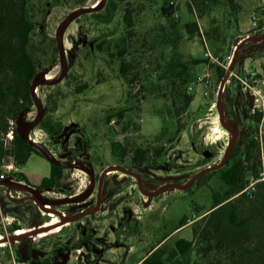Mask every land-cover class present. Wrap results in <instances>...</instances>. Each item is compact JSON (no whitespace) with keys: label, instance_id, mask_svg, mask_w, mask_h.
<instances>
[{"label":"rangeland","instance_id":"obj_1","mask_svg":"<svg viewBox=\"0 0 264 264\" xmlns=\"http://www.w3.org/2000/svg\"><path fill=\"white\" fill-rule=\"evenodd\" d=\"M95 1L29 2L35 23L30 50L37 60L36 78L62 68L60 80L37 86L43 109L40 119L50 118L63 126L50 134L39 120L30 136L57 159L81 162L95 176L94 187L84 199L48 203L52 210L70 215L95 205L100 175L114 164L138 174L143 190L182 183L216 164L232 135L221 123L217 105L220 83L231 62L222 90V111L237 136L227 160L232 161L233 152L242 154V134L248 133L259 140L260 170L264 39L244 43L233 56L240 40L264 34V0H105L96 11L68 18L63 73L58 26L73 11ZM127 6L132 8L133 35L125 45L121 38L126 33L123 13ZM162 6H171L172 13H162ZM192 22H197L198 32L187 31L186 24ZM118 43L126 46L122 57L117 55ZM122 58L131 63L128 75L134 79L130 83L119 71ZM82 84L87 87L76 92L75 87ZM49 96L57 99L54 110ZM38 112L33 101L22 112L25 124ZM107 114H111L108 122ZM0 138L10 137L1 132ZM206 149L213 153L205 155ZM69 168L56 186L40 189L44 198L70 196L68 192L87 187L89 172L83 167ZM0 169L9 178L25 182L19 178L20 170L30 184L37 185L39 176L49 175L50 163L32 152L20 166L12 158L3 159ZM250 173L245 175V185ZM143 190L135 174L110 171L103 177L97 210L64 222L59 216L54 224L53 216L43 212L37 200L27 198L29 192L13 188L12 196L26 198L17 201L0 185V264H142L152 248L164 246L167 255L180 237L192 240V247L167 264H252L257 257L254 249H264V219L259 213L264 208V176L251 192L232 196L225 195L219 168L202 174L187 188L171 186L155 195ZM232 205L237 206L238 218H248L244 226L228 221ZM12 222L24 233L9 239L16 235L9 229ZM247 235L257 238L248 244L252 251L241 256L238 248L247 243Z\"/></svg>","mask_w":264,"mask_h":264},{"label":"trees","instance_id":"obj_2","mask_svg":"<svg viewBox=\"0 0 264 264\" xmlns=\"http://www.w3.org/2000/svg\"><path fill=\"white\" fill-rule=\"evenodd\" d=\"M30 0H0V133H7L12 130V138H0V162L3 159L9 161L12 158L17 166L25 163L32 152L42 154L32 144L24 141L18 132L16 121L18 116L25 108L33 104V96L31 94V83L37 75V60L30 50L31 35L35 28V23L29 14ZM171 6H162L161 11L166 15H170ZM124 27L126 28L125 35H122L121 42L126 45L127 39L133 35V15L132 8L125 7L123 13ZM186 29L189 33L199 31L197 22L186 24ZM118 45H120L118 43ZM120 45L117 55L122 57L126 52V46ZM131 63L124 58L121 59L119 71L125 80L130 83L129 69ZM223 75V71L220 72ZM137 75V74H135ZM86 84L75 87L76 92H81L86 88ZM49 103L52 109H56L57 99L49 96ZM189 98H187V102ZM123 109L118 111V115L122 116ZM257 119L261 117L258 113ZM111 114H107L105 120L110 121ZM41 120V119H40ZM12 121V123H10ZM40 122V121H39ZM41 126L50 134L58 133L62 130L61 122H52L51 119L41 120ZM116 143L112 142V148L115 150ZM233 152L232 161L229 159L223 166L219 168V176L222 182L226 185L227 196H232L243 190L245 186V175L248 172L258 173L260 160V144L259 140L250 137L248 133L242 134V154L236 156ZM143 153L139 155L142 156ZM47 158V157H46ZM71 168L54 164L50 161V173L44 176L40 183L32 185L38 189L51 188L56 186L58 181L64 176L66 170ZM215 171V170H212ZM19 178L30 184L26 176L19 171ZM75 191H70L68 194H74ZM218 203L220 200L215 199ZM264 219V208L259 211ZM53 216L52 223L59 222V215L56 213H48ZM248 218L237 216V206L232 205L228 214V221L236 226H244ZM219 226V225H218ZM16 222H12L9 229L15 230V234L24 233ZM256 236H246L247 243H242L239 246V253L243 256L252 249L248 244L256 241ZM250 242V243H249ZM192 247V240L184 237L178 238L174 246L166 255L167 251L164 246H155L142 259V264H167L169 260L176 256L186 254ZM5 251L9 255V247L5 246ZM256 259L252 264H264V249L256 247L254 249ZM166 255V256H165Z\"/></svg>","mask_w":264,"mask_h":264},{"label":"water","instance_id":"obj_3","mask_svg":"<svg viewBox=\"0 0 264 264\" xmlns=\"http://www.w3.org/2000/svg\"><path fill=\"white\" fill-rule=\"evenodd\" d=\"M104 3H105V0H101L100 4L98 6H93V5L83 6L80 9H77V10L73 11L71 14H69V16L66 19H64V21L58 26V29H57V32H56V37H57V45H58V48H59L60 56H61L62 62L64 64L63 73H64V71L67 68V62H66V58H65V52H64V49L62 47V43L59 40V32H60L61 27L65 24V22L67 21V19L69 17L75 16V15H78V14H82L84 12L96 11L99 8L103 7ZM263 37H264V34H261L259 38H253V36L250 35V36H246L245 38H243L242 40H240L239 43L236 46L235 51H234L233 59L235 58L238 50L243 46L244 43H246L248 41H252V40L253 41H259ZM232 64H233V62H231L229 64V68L227 69L226 73L224 74V76L222 78V81L220 83V89H219V92H218V95H217V105H218V107L220 109V116H221L220 117V120H221V123L223 125L225 123V116H224L223 111H222V90H223L225 81H226V79L228 78V76L230 74V68L232 67ZM61 78H62V76L60 75L55 80H49V79H47V77L43 73H40V76L39 77H37V78L35 77L32 80V83H31V94L33 96V101L36 103V105L38 106V109L40 111L39 117L38 118H34L29 124H25V121L23 119V115L21 113L18 116V118H17L16 124H17V127L20 129V132H19L20 137L24 141L32 144L36 149H38L42 154H44L54 164L61 165V166H65V167L78 166V167L85 168L89 172V174H90V183H89L88 192L84 196H81L79 198H73V197H70V196H65V197H61V198H56V199L49 200V199H46V198L41 197L36 192L37 189L34 186H32L30 184H27L25 182H21L22 185H25L26 187L29 188V190L33 193V195L35 196L38 204L41 207H42L43 203L64 204V203H71V202L80 201V200L84 199L92 191V189L94 187V184H95L94 172L89 167H87L85 164H83L81 162H74V161H69V162H67V161H61V160L57 159L54 156V154L48 148H46L41 142H38L35 139L30 138L28 136V133L30 132V130L39 123V120L42 117L41 114H43V109H42V107H41V105L39 103L38 98L35 96V86L38 85V84L53 83L55 81L60 80ZM224 126L226 128H228L229 130L233 131L235 133V135L230 140L229 144L227 145V147H226L227 150H225V153L223 154V157L216 164L208 165L205 168L198 170L191 177H189L186 181L182 182V185H180L178 182H169V183H165L164 185H167L169 187L176 186V187L187 188L188 186L191 185V183L193 181H195L202 174H204L206 172H209V171H212V170H215V169H218L222 165H224L225 162H226V160H227V158H228V156H229V152H230V149H231V147L233 145V142H234V140H235V138L237 136V130L235 128H229L226 125H224ZM207 151H209V149H207V150L204 151V154L205 155H208V153H211L212 154V152H207ZM111 167H115V168H117V169H119L121 171L127 172V173L135 174V176L138 179L139 185H140L141 189L143 190L142 185L140 183L139 175L136 174L134 171L128 169L127 167L118 165V164L111 165ZM105 172H106V169L100 175L99 186H98V198H97V202L95 203V205H93L91 208H88V209H84V210L81 209V210H79V211H77V212H75L73 214L67 215L66 217L60 216L61 222L73 220V219L78 218L80 216H83V215L92 213L93 211H95V210L98 209V207L100 206V203H101V196H100V194H101V185H102V181H103V177L105 175ZM17 181L18 180L13 181V180H4V179H2V180H0V184H2V185H6V184H12V185H14L15 183H17ZM162 186L163 185H161L159 188L154 189V190H143V191L145 193H147V194L152 195L155 192H158L161 189ZM55 211H56V213H59V210L58 209H55ZM20 235L21 234H16V235L9 236V239L14 238L15 236L16 237H20Z\"/></svg>","mask_w":264,"mask_h":264},{"label":"bare ground","instance_id":"obj_4","mask_svg":"<svg viewBox=\"0 0 264 264\" xmlns=\"http://www.w3.org/2000/svg\"><path fill=\"white\" fill-rule=\"evenodd\" d=\"M100 2H101V0H96L92 5L93 6H98L99 4H100ZM69 23V20L67 19V21L65 22V24L61 27V29H60V32H59V40H60V42L63 44V39H64V37H63V33H64V28L67 26V24ZM253 36V38H259L260 37V35H258V34H253L252 35ZM262 39H264V37L262 38ZM261 39V40H262ZM61 73H62V68H60V70H59V73H56V74H53V75H50V76H46L47 77V79H49V80H55L56 78H58L60 75H61ZM39 85V84H38ZM38 85H36L35 86V96L38 98V96H37V86ZM39 112L37 113V115L35 116V118H38L39 117ZM224 125H226V126H228L229 128H234V126L232 125V123L230 122V121H227L226 119H225V123H224ZM231 131V130H230ZM232 132V135H231V137H230V140L234 137V135H235V133L233 132V131H231ZM28 136L30 137V138H32L31 136H30V132L28 133ZM33 139H35V138H33ZM36 140V139H35ZM230 140H229V142H230ZM36 141H38V140H36ZM38 142H40V141H38ZM229 142H228V144H229ZM227 150V149H226ZM112 169H115V167H111V166H109V167H107L106 168V172H105V174L108 172V171H110V170H112ZM180 185H182V183L181 182H178ZM6 186H7V193H6V195L8 196V197H12V199H14V200H18L19 199V197H15V196H12V192H11V190L13 189V188H16V189H18V190H20V191H26V192H30V193H32L30 190H29V188L28 187H26L25 185H22V183H21V181H17V183H15L14 185H12V184H6ZM88 188H89V184L87 185V187H85L84 189H82L80 192H77V193H74V194H71L70 195V197H73V198H79V197H81V196H84L85 194H87V192H88ZM167 188H169V186H167V185H163L162 187H161V189L158 191V192H155L154 194H152V195H155V194H158L159 192H161V191H164V190H166ZM10 190V191H9ZM41 197H43V195L39 192V190L37 189V191H36ZM32 199H34L35 201H36V198H35V196L33 195V193H32V195L30 196ZM42 209L44 210V211H46V212H49V213H56V211L55 210H52V208H50V207H48V203H43V205H42ZM59 213H60V215L59 216H64V217H66L67 215L64 213V212H62L61 210H59Z\"/></svg>","mask_w":264,"mask_h":264},{"label":"built area","instance_id":"obj_5","mask_svg":"<svg viewBox=\"0 0 264 264\" xmlns=\"http://www.w3.org/2000/svg\"><path fill=\"white\" fill-rule=\"evenodd\" d=\"M8 136L10 138H12V130H9L7 132ZM261 162L263 163V166L260 168V170L258 171V174H254V173H250L246 179H247V183L246 185L244 186L243 190L242 191H248L251 192L252 190H254L256 188V183L258 181H260L262 179V177L264 176V153L261 154ZM6 164H8L7 162H5ZM260 174V175H259ZM13 180V181H16L15 179H11L9 178L7 175H5L1 169H0V180ZM2 185V184H0ZM5 187H7L6 185H4ZM8 189V188H7ZM10 191V190H9ZM7 193V191H6Z\"/></svg>","mask_w":264,"mask_h":264},{"label":"flooded vegetation","instance_id":"obj_6","mask_svg":"<svg viewBox=\"0 0 264 264\" xmlns=\"http://www.w3.org/2000/svg\"><path fill=\"white\" fill-rule=\"evenodd\" d=\"M207 150V149H206ZM207 152H212L210 149H209V151H207ZM213 153V152H212ZM75 162V161H74ZM119 165V164H118ZM113 170H117V168H115V169H112V170H110V171H113ZM119 170V169H118ZM110 171H108L107 173H109ZM124 172V171H123ZM106 173V174H107ZM127 173V172H126ZM137 178V177H136ZM139 178H140V176H139ZM138 180V179H137ZM19 181V180H18ZM21 182H23V181H21ZM26 183V182H25ZM140 183H141V178H140ZM28 184V183H27ZM31 185V184H30ZM142 185V184H141ZM36 188V187H35ZM36 189H38V188H36ZM39 190V192L41 193V191H40V189H38ZM24 192H26V191H24ZM30 193V192H29ZM160 193V192H159ZM31 195H32V193H30ZM42 194V193H41ZM27 196V195H26ZM27 198H31L30 196L29 197H27ZM44 198V197H43ZM23 199H26V198H19L18 200H23ZM17 200V201H18ZM34 200V199H33ZM35 201V200H34ZM48 207H50L49 206V204H48ZM51 208V207H50ZM91 208V207H90ZM43 210V209H42ZM62 211V210H61ZM43 212H46V211H44L43 210ZM62 212H64V211H62ZM47 213H49V212H47ZM65 213V212H64ZM66 214V213H65Z\"/></svg>","mask_w":264,"mask_h":264},{"label":"crops","instance_id":"obj_7","mask_svg":"<svg viewBox=\"0 0 264 264\" xmlns=\"http://www.w3.org/2000/svg\"><path fill=\"white\" fill-rule=\"evenodd\" d=\"M47 160L49 161V163H50V160L47 158ZM20 171V170H19ZM44 177V175H41V176H39L38 177V180H37V184H39L40 183V181H41V179Z\"/></svg>","mask_w":264,"mask_h":264}]
</instances>
